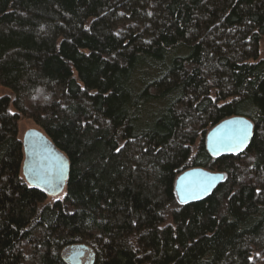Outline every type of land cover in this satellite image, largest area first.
Here are the masks:
<instances>
[{
    "label": "trees",
    "instance_id": "1",
    "mask_svg": "<svg viewBox=\"0 0 264 264\" xmlns=\"http://www.w3.org/2000/svg\"><path fill=\"white\" fill-rule=\"evenodd\" d=\"M263 38L264 0H0V264L80 247L86 264H264ZM232 117L252 138L213 158ZM24 118L68 162L52 204L22 175ZM194 168L224 180L181 205Z\"/></svg>",
    "mask_w": 264,
    "mask_h": 264
},
{
    "label": "water",
    "instance_id": "2",
    "mask_svg": "<svg viewBox=\"0 0 264 264\" xmlns=\"http://www.w3.org/2000/svg\"><path fill=\"white\" fill-rule=\"evenodd\" d=\"M247 129V139L236 147L235 137ZM251 121L242 117H232L212 128L205 137V148L213 158L235 155L244 151L253 135ZM25 156L22 175L26 182L55 198L65 189L68 162L53 146L43 132L30 130L21 140ZM224 180L221 173H213L202 168H194L180 174L175 181V193L179 204L184 205L202 200ZM86 258V248L68 258L69 264H82Z\"/></svg>",
    "mask_w": 264,
    "mask_h": 264
},
{
    "label": "rangeland",
    "instance_id": "3",
    "mask_svg": "<svg viewBox=\"0 0 264 264\" xmlns=\"http://www.w3.org/2000/svg\"><path fill=\"white\" fill-rule=\"evenodd\" d=\"M259 52H260V56L264 59V38H263V40H262V42L260 44ZM2 97H8V98H10L12 100L13 99V94H12L11 91H9L7 89H4V88H2L0 86V98H2ZM10 112L11 113L15 112L13 107H12V105L10 106ZM30 130H39V129L35 126V124L31 120L25 119V118L24 119H20L19 122H18V138L20 140H22L24 135H25V133L30 131ZM64 195H65V191H63V194L61 196H59V198L62 199ZM55 201H56V198L49 197V198H47L45 203L46 204H52ZM76 252H78V249H75L72 252H70L68 258L71 257ZM87 261H88L87 258H85V260L83 261L82 264H86Z\"/></svg>",
    "mask_w": 264,
    "mask_h": 264
},
{
    "label": "snow or ice",
    "instance_id": "4",
    "mask_svg": "<svg viewBox=\"0 0 264 264\" xmlns=\"http://www.w3.org/2000/svg\"><path fill=\"white\" fill-rule=\"evenodd\" d=\"M247 129H244L239 135L235 137V140L237 141L236 147H240L247 139Z\"/></svg>",
    "mask_w": 264,
    "mask_h": 264
}]
</instances>
